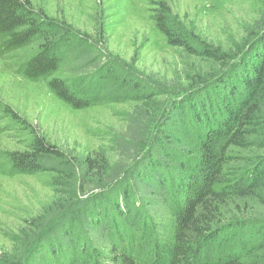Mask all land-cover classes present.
<instances>
[{
  "label": "trees",
  "instance_id": "obj_1",
  "mask_svg": "<svg viewBox=\"0 0 264 264\" xmlns=\"http://www.w3.org/2000/svg\"><path fill=\"white\" fill-rule=\"evenodd\" d=\"M153 18L170 44L221 67L212 78L192 76L187 94L216 83L202 100L166 107L164 126L149 137L151 152L135 164L128 163L148 145L144 118L133 119L131 139H117L125 162L114 168L101 153L68 155L38 135L29 150L9 153L13 171H51L62 186L15 236V251L0 252V264H264V14L235 56L207 43L195 46L196 37L172 21L165 3ZM101 38L99 32L95 43ZM88 43L87 34L31 0H0V55L36 46L17 70L44 78L73 107L95 103L105 88L118 100L127 90L142 92L146 102L164 94L153 91L164 83L142 76L112 84L115 63L86 50ZM66 51L80 54L71 72L84 89H77L81 80L72 85L55 75L68 64ZM103 68L102 76L89 78Z\"/></svg>",
  "mask_w": 264,
  "mask_h": 264
},
{
  "label": "rangeland",
  "instance_id": "obj_2",
  "mask_svg": "<svg viewBox=\"0 0 264 264\" xmlns=\"http://www.w3.org/2000/svg\"><path fill=\"white\" fill-rule=\"evenodd\" d=\"M31 2L49 17L66 22L75 33L90 37L86 50L101 51L107 57L105 62L115 63L118 73L108 77L112 84H121L128 74L142 76L145 82L164 83L153 90L164 94L146 102L141 99L142 92L127 90L118 100L105 88L95 103L75 108L61 99L44 78L32 80L17 70L19 63L38 52L36 46L0 55V252L9 253L17 248L14 238L26 221L51 205L56 197L55 190L62 186L55 185L58 176L51 171H13L9 153L29 150L38 135L68 155L83 157L101 153L114 168L125 162L117 148V139H131L136 123H142L141 118L146 121L145 127L149 126L148 143L164 126L161 120H166V116H161L166 107L170 109L179 99L202 100L206 90L210 89L208 87L216 83L212 79L210 84L187 94L192 89V76L200 74L212 78L221 72V67L192 57L183 48L168 42L153 18L161 3L169 8L173 22L196 37L195 46L207 43L232 56L238 47L252 41L250 36L255 22L264 14V0ZM99 32L102 38L95 43ZM77 42H72L71 47L74 48ZM79 55L66 51L64 56L68 64L55 75L64 77L72 85L78 83L80 75L71 71L76 67ZM104 70L92 71L89 78L95 80L105 73ZM81 81L83 83H78L77 89L87 87L85 81ZM151 147L150 143L142 146L139 156L128 164L142 159L151 152ZM90 191L81 192V196L87 197Z\"/></svg>",
  "mask_w": 264,
  "mask_h": 264
}]
</instances>
